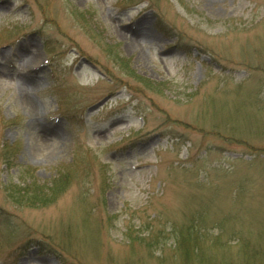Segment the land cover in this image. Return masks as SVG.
<instances>
[{"label":"rangeland","instance_id":"obj_1","mask_svg":"<svg viewBox=\"0 0 264 264\" xmlns=\"http://www.w3.org/2000/svg\"><path fill=\"white\" fill-rule=\"evenodd\" d=\"M12 145L0 264H264V0H0Z\"/></svg>","mask_w":264,"mask_h":264},{"label":"trees","instance_id":"obj_2","mask_svg":"<svg viewBox=\"0 0 264 264\" xmlns=\"http://www.w3.org/2000/svg\"><path fill=\"white\" fill-rule=\"evenodd\" d=\"M160 25V24H158ZM161 32L166 33L167 35L168 30L165 26L161 25ZM125 66V65H123ZM125 70H128V68H125ZM130 71V70H128ZM107 76L113 80L114 82H118L117 84L121 85L123 88L127 89L128 85L124 84L120 78L115 77L112 75V73H109V71L106 72ZM126 73H128L126 71ZM135 76V74H133ZM133 76V78H135ZM113 78V79H112ZM137 79V78H135ZM141 82H143V84H148L145 80H140L137 79ZM18 150V147L16 145H12V146H2L0 149V163L2 167H8V166H12V159L13 157H15V154ZM10 166V167H11ZM27 169V168H26ZM25 169V170H26ZM24 170V171H25ZM23 172V171H22ZM18 173L19 175V179L17 181V184L14 183H10L8 186H5V197L8 199L9 203H13L15 202L16 204H20L19 202L26 204L27 206L31 205V206H43L45 204H47L49 198H51V194H54L55 191H61V188L63 187V185L65 184V179L64 181L62 180H56L52 182V184L50 185V189L48 188H44L43 185H39L36 182H34V176H33V172L30 171V169H27V171H25L24 173ZM31 172V173H30ZM21 174H24L22 176H25L24 178L21 177ZM47 190V192L45 191ZM48 195H51L50 197ZM13 201V202H12ZM5 210L2 208V206L0 205V224L3 226H6V228L8 229V231H17L15 228L12 229V224L10 219L5 215ZM186 238H189L190 236L186 234L185 236ZM182 240V238H181ZM180 240V242H181ZM28 243V240L26 241ZM183 242V240H182Z\"/></svg>","mask_w":264,"mask_h":264},{"label":"bare ground","instance_id":"obj_3","mask_svg":"<svg viewBox=\"0 0 264 264\" xmlns=\"http://www.w3.org/2000/svg\"><path fill=\"white\" fill-rule=\"evenodd\" d=\"M18 57V56H17Z\"/></svg>","mask_w":264,"mask_h":264}]
</instances>
